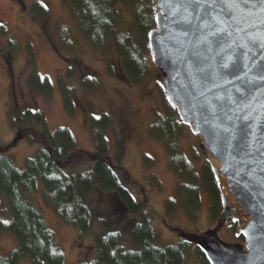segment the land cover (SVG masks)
Masks as SVG:
<instances>
[{
    "label": "rangeland",
    "instance_id": "rangeland-1",
    "mask_svg": "<svg viewBox=\"0 0 264 264\" xmlns=\"http://www.w3.org/2000/svg\"><path fill=\"white\" fill-rule=\"evenodd\" d=\"M34 2L44 8L43 18L31 12ZM117 9L122 18L116 29L125 30L129 25L135 28L129 9L124 5H118ZM0 24L5 30L4 34H0V149L13 142L20 128H12V120L23 117L26 110H30L32 113H43L50 132L57 127H66L74 136L77 146L93 152L90 121L107 114L109 124L105 137L114 172L118 180L134 194L138 193L137 188L122 177V169L128 172L130 180L146 189L147 199L143 200V210L154 229L156 243L161 246L180 241L179 229L199 232L215 224L216 220L210 217V198L203 188L201 169L205 162H209L214 170L220 165L209 151L206 154L203 152L202 138L193 134L182 122L177 129L178 147L198 177L200 206L194 221L187 218L180 204L172 210L166 207L184 180L170 169L165 145L155 139L149 130L159 114L163 116L164 97L167 98L160 71L148 53L144 75L139 81L132 79L123 69L121 58L110 41L102 45L90 41L72 15L66 0H0ZM32 71L49 80L52 85L50 96L28 88L27 79ZM87 80L95 84L92 89L85 86ZM63 90L72 92V113L65 109ZM34 123L32 117L31 124ZM40 147L39 143H30L26 138H21L4 153L18 169L23 170L25 160L34 156ZM88 166L77 164L73 170ZM216 177L227 202L234 208L235 216L234 221L226 223L220 230V237L226 241L244 243V239L239 238V230L250 217L235 202L225 176L218 172ZM98 190L94 187L88 196L92 212L105 217L109 230L121 234L122 246L131 247L130 228L139 215L115 211L120 209L115 195ZM43 191V184L38 182L36 190L24 194V197L55 232L65 257L64 264L93 259L95 247L91 240L79 239L77 229L55 215L43 200ZM92 199L100 207H96ZM146 201L151 205H147ZM0 203V217L6 220L9 214L2 194ZM114 203L117 204L115 210ZM16 247V238L0 229V255L6 256ZM18 263L32 264L27 256H21ZM184 263L202 264L192 243L187 246Z\"/></svg>",
    "mask_w": 264,
    "mask_h": 264
},
{
    "label": "trees",
    "instance_id": "trees-1",
    "mask_svg": "<svg viewBox=\"0 0 264 264\" xmlns=\"http://www.w3.org/2000/svg\"><path fill=\"white\" fill-rule=\"evenodd\" d=\"M66 2L90 41L95 45L110 41L121 58L123 69L132 79L139 81L146 69L147 33L154 26L153 0ZM118 5L129 9L135 28L129 25L125 30L116 29L122 18L117 9ZM30 10L39 18L45 16V10L38 2H34ZM4 33L5 30L0 24V34ZM139 35L141 38L138 39ZM94 85L87 80L85 86L92 89ZM27 86L31 91L45 96L52 93L49 80L42 78L37 71L29 74ZM63 94L65 109L72 113V92L63 90ZM164 100L163 116L159 114L149 130L155 139L165 145L170 169L184 180L178 185L175 196L168 200L166 207L172 210L180 204L187 218L194 221L200 206L198 177L178 147L177 129L181 121L170 101L165 97ZM32 117L34 124H31ZM108 124L107 114L91 119L94 149L89 152L77 146L74 136L66 127H57L50 132L46 128L41 111L32 113L26 110L23 117L12 120V128L20 127L16 133V141L26 138L30 143L41 144V147L34 156L25 160L23 170L18 169L4 153L15 142L0 149V195H4L6 199L9 214L6 220L0 217V229L10 232L17 240L16 248L6 256L0 255V264H19L21 256L29 257L32 264L65 263L55 232L48 227L41 213L24 197V194L36 190L38 182L44 186L43 200L55 215L61 221L74 226L79 239L89 238L95 247L93 259H85L77 264H185L189 242L181 239L176 243L158 245L154 229L143 210V200L147 199L146 189L130 180L128 172L124 169L122 177L135 185L138 193L134 194L118 180L108 155V142L105 137ZM77 164L89 166L73 170ZM201 179L210 198V217L216 220L222 208L223 193L217 182L214 167L209 162L202 166ZM94 187L100 192L115 195V202L120 204V209L115 210L117 204L114 203L115 211L139 215L130 228L131 247L122 246L121 234L109 230L105 217L92 212L88 196ZM92 202L97 204L93 199ZM146 204L151 205L149 201H146ZM239 238L243 239L242 235H239ZM194 250L202 264H209L205 255L195 245Z\"/></svg>",
    "mask_w": 264,
    "mask_h": 264
},
{
    "label": "water",
    "instance_id": "water-1",
    "mask_svg": "<svg viewBox=\"0 0 264 264\" xmlns=\"http://www.w3.org/2000/svg\"><path fill=\"white\" fill-rule=\"evenodd\" d=\"M177 2L154 0L148 54L179 119L202 138L201 149L220 165L215 175L225 176L235 202L250 217L239 230L244 243L223 240L219 232L235 216L222 195V208L212 227L199 232L179 229L178 235L194 244L209 264H264V13L249 17V23L237 18L233 36L225 37L228 43H236L222 52L216 37L204 41L207 32L198 20L185 22L172 14L170 5ZM241 28L258 37L251 51L236 46L244 43L243 35H237ZM222 56H231L236 68L222 71ZM247 81L251 83L246 91L237 92ZM233 101L244 104L243 110ZM245 115L249 120L241 119ZM249 123L253 132L244 137L242 130Z\"/></svg>",
    "mask_w": 264,
    "mask_h": 264
},
{
    "label": "snow or ice",
    "instance_id": "snow-or-ice-1",
    "mask_svg": "<svg viewBox=\"0 0 264 264\" xmlns=\"http://www.w3.org/2000/svg\"><path fill=\"white\" fill-rule=\"evenodd\" d=\"M170 6L173 7L172 14L179 17L180 20L185 22H191L193 19L198 20L200 26L207 32V35L203 37L204 41L207 42L208 37H216V43L222 52L225 48L231 49L236 43L235 40L228 43L225 37L233 36L231 29L234 27L237 18L243 23H249V17L256 15L257 12L264 13V0H258V3H255L254 0H178L177 3ZM261 22L264 23V21ZM252 26L249 25V27ZM240 34L243 35L244 43L236 44V46L240 48L248 47V50L251 51V47L255 46L258 37L243 28L238 30L237 35ZM229 61H232L231 56L221 57L219 67L222 71L236 68L235 61H232L231 64ZM261 79H264V76ZM247 83L251 82L242 83L236 91H246ZM233 103H237L241 111L245 107L240 101H233ZM241 119L249 120V116H242ZM242 131L244 137H247L253 132V125L251 123L245 125ZM4 223H7V221H4Z\"/></svg>",
    "mask_w": 264,
    "mask_h": 264
}]
</instances>
